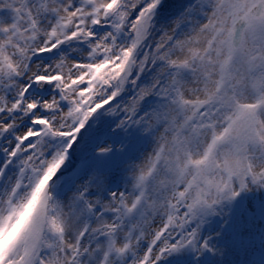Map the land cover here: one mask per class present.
Here are the masks:
<instances>
[{
  "label": "snow or ice",
  "instance_id": "1",
  "mask_svg": "<svg viewBox=\"0 0 264 264\" xmlns=\"http://www.w3.org/2000/svg\"><path fill=\"white\" fill-rule=\"evenodd\" d=\"M0 264H264V0H0Z\"/></svg>",
  "mask_w": 264,
  "mask_h": 264
}]
</instances>
